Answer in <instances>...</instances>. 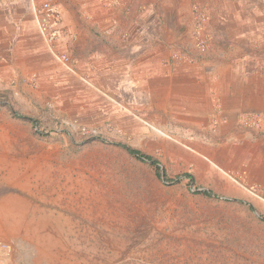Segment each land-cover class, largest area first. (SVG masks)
<instances>
[{
  "label": "rangeland",
  "instance_id": "obj_1",
  "mask_svg": "<svg viewBox=\"0 0 264 264\" xmlns=\"http://www.w3.org/2000/svg\"><path fill=\"white\" fill-rule=\"evenodd\" d=\"M186 1L188 14L151 17L177 23L173 51L191 47L196 5L211 47L257 17L245 9L264 24V0ZM82 76L0 96L11 115L0 117V264H264V189L244 179L245 161L224 165L179 128H128L110 89Z\"/></svg>",
  "mask_w": 264,
  "mask_h": 264
},
{
  "label": "crops",
  "instance_id": "obj_2",
  "mask_svg": "<svg viewBox=\"0 0 264 264\" xmlns=\"http://www.w3.org/2000/svg\"><path fill=\"white\" fill-rule=\"evenodd\" d=\"M42 1L0 0V96L30 88L32 78L38 85L52 80L71 88L74 79L85 80L86 75L92 86L110 89L121 102L120 121L128 128H179L185 141L204 144L202 148L208 147L223 164L231 160L243 165L244 160V179L264 189V129L241 121L245 113L264 115L261 9H245L257 17L243 26L236 21L230 41L213 45L201 62L166 64L173 40L182 33L177 23L160 27L151 17L159 10L188 14L186 0H142V11L136 9L139 0H54L62 15L56 46L76 61L73 72L39 31L36 9ZM126 4L134 9L127 11ZM133 11L137 19L130 16ZM0 117L11 119L2 106Z\"/></svg>",
  "mask_w": 264,
  "mask_h": 264
},
{
  "label": "built area",
  "instance_id": "obj_3",
  "mask_svg": "<svg viewBox=\"0 0 264 264\" xmlns=\"http://www.w3.org/2000/svg\"><path fill=\"white\" fill-rule=\"evenodd\" d=\"M194 25L192 29L193 43L187 49L186 45L175 49L170 57V60L178 63H197L201 61L211 49L209 37L203 34L207 13L204 9L197 5L193 9ZM37 23L41 35L49 45L53 54L66 66L70 71L75 72L76 61L67 53L58 51L56 44L62 35L61 22L62 15L60 7L54 0H43L40 6L36 9ZM242 123L252 129L262 131L264 129V115L258 112L245 113L241 117ZM83 134L90 133L85 126L80 127ZM96 133V131H93Z\"/></svg>",
  "mask_w": 264,
  "mask_h": 264
},
{
  "label": "trees",
  "instance_id": "obj_4",
  "mask_svg": "<svg viewBox=\"0 0 264 264\" xmlns=\"http://www.w3.org/2000/svg\"><path fill=\"white\" fill-rule=\"evenodd\" d=\"M1 102V101H0ZM13 111V109H12ZM15 116H20L16 113H14ZM23 118H27V117H24L22 116ZM128 153H130L131 155L133 156H136L138 159H141V160H148V161H151L152 164L156 165L158 164L157 160L155 158H153L152 156H149V155H146L144 154L141 150L139 149H136L132 146H129L127 144H120Z\"/></svg>",
  "mask_w": 264,
  "mask_h": 264
}]
</instances>
